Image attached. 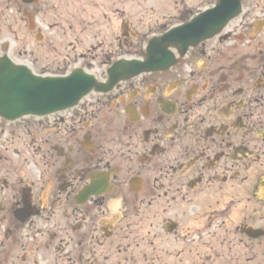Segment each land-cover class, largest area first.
Returning <instances> with one entry per match:
<instances>
[{"label":"flooded vegetation","instance_id":"af4514ba","mask_svg":"<svg viewBox=\"0 0 264 264\" xmlns=\"http://www.w3.org/2000/svg\"><path fill=\"white\" fill-rule=\"evenodd\" d=\"M233 22L231 28L229 24L219 35L188 49L183 56L172 50L177 63L169 70L142 74L111 91L112 101L108 99V105L119 107L117 114L124 130V160L119 167L111 165L112 151L100 144L112 143L114 137L93 141L98 139L101 123L105 126L104 133L114 123L100 120L94 114L88 117L81 103L84 99L75 108L60 112L62 116L51 133L47 125L41 127L44 149L40 146L42 165L36 179H31L24 167L14 164V157L27 161L26 155L15 149L16 132L21 130L0 124V259L3 262L0 264H48L46 251L55 235L50 233L48 237L43 228L57 226L53 212L45 213L59 203L71 201L74 217L84 223L82 228L87 233L97 231L102 238L110 239L112 233L106 232L100 221L95 225V221L103 218V211L110 208L109 201L117 196L124 207L118 219L109 217L110 224L106 225L113 224L111 229L118 227L126 212L141 209L143 203L136 202L144 193L139 181L144 179L145 165H151L154 188L163 190L169 209L183 205L186 210L194 204L190 206L194 212L188 215L194 217L195 224L206 218L198 211L207 202L214 201L213 211L219 212L215 220H221L229 206L239 202L240 169L246 165L247 201L253 217L264 219V58L261 64L248 66L246 91L235 88L238 37ZM239 94L246 95V101L241 103L243 108L236 102ZM240 110L244 111L242 115ZM235 131L245 132V137L236 141ZM5 132L7 139H2ZM49 141L55 142L56 147L52 145L48 150ZM73 141L85 146L92 142V150L69 147L70 155L76 157L65 155L61 143ZM235 143L242 144L235 146ZM81 151L86 155L83 163L78 164ZM103 178L109 179L110 192L78 204L81 192ZM53 188L58 192L55 196ZM150 193L159 196L152 188ZM225 199L228 207L218 211ZM159 201L153 198L147 206L160 208ZM165 226L177 240L187 241L191 234L190 227L173 220ZM200 228L194 235L201 238L206 232ZM248 228L251 230L240 231L243 237L264 240L263 229ZM44 235L48 241L32 244L36 236ZM92 238L94 242L98 236ZM98 246L103 247V242ZM19 251L29 253L28 263L24 255L16 258ZM94 259L97 258L91 261Z\"/></svg>","mask_w":264,"mask_h":264},{"label":"rangeland","instance_id":"374dc122","mask_svg":"<svg viewBox=\"0 0 264 264\" xmlns=\"http://www.w3.org/2000/svg\"><path fill=\"white\" fill-rule=\"evenodd\" d=\"M216 2L217 0H29L26 3L22 0H0V57L7 54L14 63L26 65L40 76H66L71 71L82 68L103 83L107 79V69L115 61L143 59L149 39L189 21ZM262 19L264 0H242V13L235 19V37L238 39L235 40L234 75L235 80L237 79L235 88H245L244 92L247 87L248 66H257L261 64V58H264V27L256 31V23ZM242 22L247 25L242 26ZM233 24L234 22L229 27ZM124 82L128 80L119 83ZM108 99L109 102L112 101L111 91L107 94L92 92L81 103L88 112V117L94 114L100 120L114 123L105 133V126L101 123L100 133L96 134L98 139L93 141L96 143L105 141L107 137H114L112 143L100 144L112 151L111 165L119 167L122 165V158L124 160V130L117 114L119 107L108 105ZM243 100L246 101V95L239 94L236 102L241 104ZM240 107L243 108V105ZM243 112L240 110L239 115ZM61 116L62 114L56 113L43 118L26 117L11 123L0 119V124L21 130L16 132L15 140L18 142L15 149L24 153L27 161L14 157V164L18 168L24 167L23 170L28 171L31 179L39 177V165H42V160H39L40 146L44 149L41 144L44 139L41 137V127L47 125L48 132L51 133ZM7 134L5 132L1 138L7 139ZM244 137L245 132L235 131L236 141H241ZM241 144L235 143V146ZM52 145L56 147L55 142L49 141L47 149L50 150ZM61 145L64 154L74 158L76 155H70L69 147H88L92 150V142L91 145L87 143L88 146L74 141L63 142ZM48 155L52 156L51 153ZM85 155L83 151L78 154V164L83 163ZM143 168L145 176L139 181V188L144 193L136 202L143 203L141 209L126 212L127 216H123L118 227L111 229L113 224L107 226L110 224L109 217L115 216L114 220L118 219L124 207L117 196L114 201H109L110 208L103 211V218L98 217L95 221V225L100 221L105 231L112 233L110 239L102 238L97 231L87 233L82 228L84 223L74 217L71 201L63 205L59 203L45 213L50 215L53 212L52 218L57 226L43 228L48 237L50 233L55 235L46 251L48 264H264V240L247 239L240 232L242 229H250L248 226L264 230V219L253 217L247 201V181L244 180L247 176L246 165L240 169L239 202L229 206L221 220H215V215L219 212L213 211L214 201L198 207V212L206 216L200 224H195L194 217L188 215L194 212L190 209L194 204L186 210L183 205L169 209L168 198L164 197L163 190L156 191L154 188L151 165ZM151 188L155 194H159L158 197L150 193ZM56 193L58 192L53 188L52 195L55 196ZM153 198L160 200V208L147 206ZM129 199H133V196L129 195ZM63 201L66 202L65 199ZM86 202L87 198L85 204ZM227 203V199L221 202L218 211L227 208ZM117 204L119 211L113 212L112 209ZM169 220L190 227L191 234L187 241L177 240L166 231L165 225ZM200 227L206 232L201 238L194 235L195 230L201 229ZM156 234L159 235L157 238ZM92 235L98 236L94 242ZM48 237L36 236L32 244L48 241ZM101 242L103 247L98 246ZM93 251L96 253L92 254ZM20 255L26 257V263L31 259L27 251L15 253L16 258ZM94 257L97 259L91 261Z\"/></svg>","mask_w":264,"mask_h":264},{"label":"water","instance_id":"95a60500","mask_svg":"<svg viewBox=\"0 0 264 264\" xmlns=\"http://www.w3.org/2000/svg\"><path fill=\"white\" fill-rule=\"evenodd\" d=\"M239 12V0H219L215 9L198 16L191 23L152 39L145 61L115 63L107 72V84L97 83L95 77L82 70H74L63 78L36 77L27 67L14 65L4 56L0 58V117L15 121L25 116H46L77 105L92 90L107 93L121 80L144 72L167 70L175 61L167 50L169 47L185 52L189 46L214 36Z\"/></svg>","mask_w":264,"mask_h":264},{"label":"clouds","instance_id":"9594fccd","mask_svg":"<svg viewBox=\"0 0 264 264\" xmlns=\"http://www.w3.org/2000/svg\"><path fill=\"white\" fill-rule=\"evenodd\" d=\"M112 211L113 212H118L119 211V205L117 204V206L113 207Z\"/></svg>","mask_w":264,"mask_h":264}]
</instances>
